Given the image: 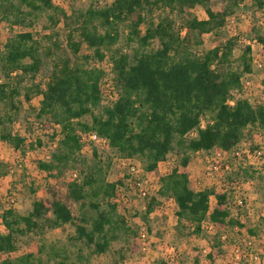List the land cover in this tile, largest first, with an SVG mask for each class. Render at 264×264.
Wrapping results in <instances>:
<instances>
[{
  "label": "trees",
  "instance_id": "1",
  "mask_svg": "<svg viewBox=\"0 0 264 264\" xmlns=\"http://www.w3.org/2000/svg\"><path fill=\"white\" fill-rule=\"evenodd\" d=\"M197 7L205 18L196 14ZM242 10L254 14L248 40L261 46L264 72V0H90L84 11L70 14L54 0H0V29L10 26L0 48L1 140L24 154L29 145L38 150L46 145L6 126L17 121L23 103L36 97V123L60 127L58 140L56 132L51 136L56 145L37 162L39 171L53 179L47 196L35 199L27 214L8 207L0 215V264H44L45 244L39 254H20L21 244L30 235L65 226L74 229L67 241L78 251L73 256L67 248H50L56 264H84L85 248L105 254L121 234L138 240L140 227L134 229L131 218L140 213L133 204L128 209L116 201L119 194L128 198L130 176L108 181L115 157L137 161L144 173L157 176L155 189L144 197L142 219L149 234L148 216L162 200L177 206L175 234L180 240L207 239L212 249H220L233 232H264L246 210L247 198L241 197V206L235 203L236 188L261 177L252 166L235 162L239 156L241 163L248 160L243 144L251 154L258 148L255 136L264 134V103L239 95L243 79L254 73L252 46L245 45L237 55L241 39L223 36L229 18ZM44 14L52 27L65 25L66 47L55 33H45L49 28L39 37L33 33ZM122 28L125 52L112 51ZM207 35L215 41L211 49L205 48ZM84 46L91 53L82 55ZM107 51H112L118 99L105 103L100 88L104 71L97 64ZM86 132L105 138L112 156L106 160L94 145L91 157L86 155L81 142ZM216 150L230 158L222 164L220 189L195 185L181 168L196 154ZM170 155L171 171L161 175ZM6 174L0 169V178ZM205 223L214 230L209 232ZM206 257L213 262L211 252Z\"/></svg>",
  "mask_w": 264,
  "mask_h": 264
},
{
  "label": "rangeland",
  "instance_id": "2",
  "mask_svg": "<svg viewBox=\"0 0 264 264\" xmlns=\"http://www.w3.org/2000/svg\"><path fill=\"white\" fill-rule=\"evenodd\" d=\"M249 4L251 0H248ZM54 4L58 7H62L69 14L72 11H84L90 4V0H54ZM196 14L200 18H205V12L202 8L197 7L195 9ZM253 13L250 10H242L239 14L229 18L228 25L223 29V36L226 38L237 37L241 41L238 42L237 55L241 52V49L245 45L250 43L248 40V33L250 32L251 22L254 19ZM256 17L261 19L263 14L256 13ZM51 22L44 14L40 20L35 24L33 33L39 37L40 32H44V28H49L51 31L45 32L46 34L55 33L58 37L60 44L66 47L67 29L63 23H60L56 27H52ZM18 32V29H14ZM122 33L114 46L112 51L119 49L125 52V34L124 28L121 29ZM10 32V26L6 23L3 24L0 29V48L5 43L6 35ZM215 46L213 36H206L205 48L211 49ZM158 43L155 42L152 48H157ZM112 51H107L106 55L111 56ZM91 53L85 46L82 49L81 54ZM261 46L254 43L252 57L254 61L260 60ZM254 73L250 76L251 86L245 90V92L239 93L242 97H247L252 103H264V72L262 68L254 63ZM1 78V75H0ZM42 79V78H39ZM243 90V89H242ZM40 97L34 98L30 104L23 103L20 114L17 121L20 122L21 128L15 129L12 124H7V129L13 134H19L21 136H27L31 140L41 139L46 145L38 150L29 145L27 153L14 150L13 147L6 144L0 137V169L3 172H7L6 175L0 178V215L3 210L8 207L17 209L21 214H27L32 209V204L35 199L47 196V188L53 179L46 176L45 173L39 171L37 162L40 159H45L46 153L53 148V142L51 143L52 130L49 126L39 125L36 123L37 109L39 108ZM46 124V123H45ZM3 125L0 121V135L3 129ZM17 130V131H16ZM255 143L258 146L264 145V134L259 133L255 137ZM98 153L105 157L112 156L110 148H100L95 146ZM242 149L245 154L250 155V147L243 144ZM85 154L91 157L92 150H84ZM221 151H214L210 154H205L199 160L196 156L193 157L189 169H182L188 172L190 175L195 176V185H203L209 187H217L220 189L221 182L219 181L220 175L208 176V171H211L213 164H224L229 162L230 158L222 156ZM249 157V156H248ZM240 159V158H238ZM236 160L238 167L252 166V168L261 173V177L254 178L252 182L244 184L240 189V194H244L247 198L248 205L245 207L248 210L249 215L253 219L256 227L264 225V163L261 164L253 157H249L248 160ZM258 163L257 166H253V163ZM112 172L108 175V181L113 182L119 177H125L128 174L129 165L118 166V164L112 161ZM139 169V175L147 179L151 186L155 187L156 177L154 175H146L141 169L140 164L137 161L131 162ZM174 164V156L170 155L169 160L162 165L163 173L171 171ZM162 173V172H161ZM65 177L61 178V183ZM242 191V193H241ZM129 201L133 204V207L140 213L139 216H132L131 224L134 229L145 226L142 216L146 208V200L144 197L132 195L129 191ZM239 199V198H236ZM214 203V200L213 202ZM163 205V206H162ZM165 206V207H164ZM173 207L171 204L162 200L160 206H156L155 210L148 216V228L149 245L147 250H142L141 246H138V240L133 236L126 237L125 234H121L119 241L114 242L110 250L102 255H97L92 252L90 248H85L82 255L85 257L84 264H264V232L258 231L256 236L250 235L248 232L243 231L242 234L236 232L231 233L228 239L220 249H212L211 243L207 239H178L175 234V226L177 224V218L173 214ZM1 223V219H0ZM248 225V224H247ZM260 225V226H259ZM252 227V225H248ZM264 230V226H262ZM0 231L4 232L3 226L0 224ZM70 235H74V229L70 226L63 228L52 229L45 232L43 235H30L24 239L21 244L20 254L35 252L39 254L40 247L44 245V252L42 253L44 264H56V262L50 259V248L54 247L59 250L67 248L70 250L73 256L76 255L78 248L72 247L68 244L67 239ZM210 235H212L210 233ZM209 242V243H208ZM211 252L213 262L210 263L207 259V254ZM199 259V263L196 262Z\"/></svg>",
  "mask_w": 264,
  "mask_h": 264
},
{
  "label": "built area",
  "instance_id": "3",
  "mask_svg": "<svg viewBox=\"0 0 264 264\" xmlns=\"http://www.w3.org/2000/svg\"><path fill=\"white\" fill-rule=\"evenodd\" d=\"M249 45L252 46L253 49V44L254 43H248ZM254 61V60H253ZM254 63H257L258 66L261 68L262 67V58L260 56L259 61H254ZM97 66H101L103 71H104V76L101 79L100 82V88L103 92V96L105 99V103L108 102H114L118 99V93L115 90V87L112 84V78H113V63L110 61L109 57L106 56L104 60L101 63H98ZM251 76V75H250ZM245 77L242 81L243 84V90L242 92H245L250 86V78L251 77ZM242 97V96H241ZM247 99V97H242ZM43 125V124H41ZM47 125L49 126L52 130H54L57 134L56 136V141L60 137V127L58 125H52L49 123H44V126ZM13 128L15 129H20L21 124L19 121H16L13 123ZM16 130V131H17ZM54 134V132L52 133ZM56 141L53 143V146L56 145ZM81 142L84 144V150H91L92 145L94 146H99L100 148H107L108 147V142L105 138L100 137L97 133L95 132H86L81 134ZM253 157L255 160H257L259 163L263 164L264 163V145L258 146V148L249 155V157ZM49 158V156H47ZM239 158H241L239 156ZM114 161L118 164V166H125L129 165L128 167V174L130 177L127 178V185L130 187V193L132 195L136 196H141V197H146L147 195L151 194V192L155 189V187L149 185L150 182L147 179H143L139 175V169L136 165H133L131 160L128 159H121V158H114ZM258 163L256 164L255 162L253 163V166H257ZM222 172V164H213L211 171H208L207 175L212 177L213 175L217 174L220 175ZM76 175H73L72 177H75ZM148 176V175H147ZM155 177H157L154 174ZM241 187L236 188L235 192V203L238 204L239 206L243 205L242 204V196L244 195L241 191L242 194H240L237 197V194L240 193L239 189ZM239 198V199H236ZM118 203H123L126 208H130V201H129V195L128 198H125L122 194H119L118 199L116 200ZM205 228L209 231L212 232L214 230V226L211 223H205ZM138 240L141 243L142 250H147L148 245H149V233L146 229L145 226L140 227L139 234H138Z\"/></svg>",
  "mask_w": 264,
  "mask_h": 264
},
{
  "label": "crops",
  "instance_id": "4",
  "mask_svg": "<svg viewBox=\"0 0 264 264\" xmlns=\"http://www.w3.org/2000/svg\"><path fill=\"white\" fill-rule=\"evenodd\" d=\"M256 137V136H255ZM205 154H207V153H199V154H196L195 156L197 157V159L199 160L202 156H204ZM200 161V160H199ZM190 165V164H189ZM190 167L188 166L186 169L188 170ZM162 172V173H161ZM170 171H167L166 173H169ZM165 173V174H166ZM147 175H154V173H146ZM160 174L161 175H164V173H163V168H162V166H161V168H160ZM191 177L195 180V176L194 175H191ZM171 205H172V207H173V214L176 216V211H177V206H176V204L175 203H170Z\"/></svg>",
  "mask_w": 264,
  "mask_h": 264
}]
</instances>
